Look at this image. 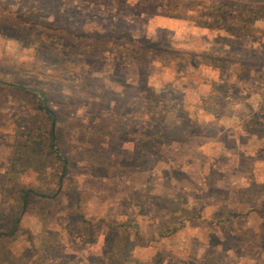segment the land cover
Instances as JSON below:
<instances>
[{"label": "rangeland", "instance_id": "obj_1", "mask_svg": "<svg viewBox=\"0 0 264 264\" xmlns=\"http://www.w3.org/2000/svg\"><path fill=\"white\" fill-rule=\"evenodd\" d=\"M0 264H264V0H0Z\"/></svg>", "mask_w": 264, "mask_h": 264}, {"label": "crops", "instance_id": "obj_2", "mask_svg": "<svg viewBox=\"0 0 264 264\" xmlns=\"http://www.w3.org/2000/svg\"><path fill=\"white\" fill-rule=\"evenodd\" d=\"M235 75L232 76L234 77V81L237 82V75ZM255 93L259 94V92ZM229 106H223V108L219 109L218 119L220 124H223L226 129L240 127L242 125V118L238 112V107L236 105L230 107ZM204 113H206V115H210L212 113V110L210 108L204 109Z\"/></svg>", "mask_w": 264, "mask_h": 264}, {"label": "trees", "instance_id": "obj_3", "mask_svg": "<svg viewBox=\"0 0 264 264\" xmlns=\"http://www.w3.org/2000/svg\"><path fill=\"white\" fill-rule=\"evenodd\" d=\"M40 108L42 110H44L45 114L52 120L53 116H52V113L51 111L47 108V106L43 103H40ZM53 138V135L51 134V137L49 138V143L45 141L46 144H41L40 146V149H38V151H41L43 149L44 146H47V148L49 149L50 152H54L53 151V143L51 142V139ZM36 151V150H35ZM37 151V152H38ZM29 194H30V189L28 188H22L20 190V196H21V199H22V204L23 206H26L28 204V201H29Z\"/></svg>", "mask_w": 264, "mask_h": 264}]
</instances>
